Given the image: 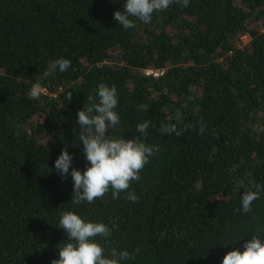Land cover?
<instances>
[{"label": "trees", "instance_id": "obj_1", "mask_svg": "<svg viewBox=\"0 0 264 264\" xmlns=\"http://www.w3.org/2000/svg\"><path fill=\"white\" fill-rule=\"evenodd\" d=\"M125 3L0 0V264L59 259L65 212L105 224L112 236L95 241L106 256L134 255L121 264H222L264 234V0L174 3L148 24L130 17V29L113 17ZM60 58L66 72L51 68ZM37 82L45 92L34 100ZM101 83L118 92L120 123L106 135L158 146L129 189L137 202L111 189L72 202L70 173L90 166L77 113ZM145 120L147 137L136 130ZM65 148L62 179L54 164ZM253 184L260 198L237 211Z\"/></svg>", "mask_w": 264, "mask_h": 264}, {"label": "clouds", "instance_id": "obj_2", "mask_svg": "<svg viewBox=\"0 0 264 264\" xmlns=\"http://www.w3.org/2000/svg\"><path fill=\"white\" fill-rule=\"evenodd\" d=\"M174 3L187 7L189 0H126L124 12H114L113 17L124 29H130L136 26L131 18L148 24L154 12L164 11ZM70 66L69 60L60 58L53 62L51 68L66 72ZM149 73L151 71L146 74ZM48 74L46 72L45 76ZM44 92L45 89L37 82L31 87L29 96L39 100ZM71 95L69 92L66 98L70 100ZM88 101L89 106L78 111L77 122L80 125L79 140L90 166L83 173L72 169V202L93 204L102 199L110 189L113 199L119 198L121 192H127V198L137 202L138 197L129 189L132 182L140 179V172L150 162V157L158 151V146L147 145L139 138L125 139L106 135L110 128L114 129L120 123V117L115 111L118 92L114 85L109 87L99 84L96 96H89ZM150 126V122L145 120L137 125L136 130L141 136L147 137ZM160 131L163 134H181L175 125H162ZM203 131L204 128L201 127L200 132ZM72 160L73 157L66 148L62 149L54 164L62 179L69 174ZM252 187L256 190L244 191L240 196L241 208L237 211L251 212L253 201L260 198V186L253 184ZM59 228L67 233L68 240L59 248V259L52 260L51 264H121L122 261L134 259V255L127 250L120 251L116 248H111L106 256L105 248L95 241L98 236L105 241L112 236V231L103 223L85 222L78 215L65 212L61 216ZM262 235H252V239L243 244V252H228L223 257L222 264H264V242L259 238Z\"/></svg>", "mask_w": 264, "mask_h": 264}, {"label": "rangeland", "instance_id": "obj_3", "mask_svg": "<svg viewBox=\"0 0 264 264\" xmlns=\"http://www.w3.org/2000/svg\"><path fill=\"white\" fill-rule=\"evenodd\" d=\"M154 75H157L156 73H154Z\"/></svg>", "mask_w": 264, "mask_h": 264}]
</instances>
